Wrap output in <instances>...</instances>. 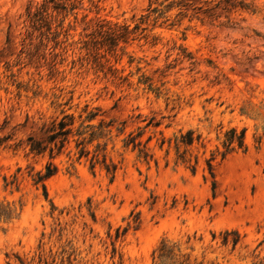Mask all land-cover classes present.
Returning a JSON list of instances; mask_svg holds the SVG:
<instances>
[{
	"label": "rangeland",
	"instance_id": "rangeland-1",
	"mask_svg": "<svg viewBox=\"0 0 264 264\" xmlns=\"http://www.w3.org/2000/svg\"><path fill=\"white\" fill-rule=\"evenodd\" d=\"M43 1L0 0V137L11 136L0 145V200L20 211L0 228V264H18L16 255L28 264L39 256L50 264H159L153 252L163 239L190 264H264V0H243L249 9L225 0H70L77 8L65 18L68 35L57 38L63 14L49 10L50 34L28 21V8ZM150 7L146 31L106 56L118 74L132 73L121 84L96 66L84 41L101 21L133 29ZM141 73L160 95L138 86ZM86 105L100 110L93 125L113 122L100 141L115 177L85 158L74 162L72 143L54 159L59 171L45 198L29 173L48 156H26V139L61 110L78 115ZM234 127L246 129L248 149L222 159ZM189 130L201 137L187 147L195 171L176 159L175 138ZM131 132L151 157L124 146ZM16 173L19 188H6L4 177ZM225 230L240 233L235 248L223 245Z\"/></svg>",
	"mask_w": 264,
	"mask_h": 264
},
{
	"label": "trees",
	"instance_id": "trees-1",
	"mask_svg": "<svg viewBox=\"0 0 264 264\" xmlns=\"http://www.w3.org/2000/svg\"><path fill=\"white\" fill-rule=\"evenodd\" d=\"M225 1L229 3L232 8L249 9V5L243 0H234L231 3L230 0ZM76 8V4L70 0H44L41 6L37 7L34 11L28 8V21L33 29L41 30L45 28L50 34L52 33L51 30L53 15L49 12V10L52 9V11L56 12L58 16L63 14V17L59 20L57 25L60 31L53 32V38L60 36L62 34L61 31H63L67 36L69 28L63 30L65 18ZM148 11L150 12L146 15H142L140 18V23L136 24L133 29H130V26L127 24L108 23L101 21L98 24V29L96 32L88 34V39L84 41L83 48L88 51L87 54L92 57V61L96 64V66L101 70H105L107 67L105 75L108 73L111 74L114 79L120 80L121 84L128 83L132 73L126 76L118 74V71L114 69L112 65H109V60L106 59V56L109 54H115L120 42L127 44L130 41L138 39L139 35L146 31L147 28L141 27V25L149 20L150 13L155 12L156 8L151 9L150 7ZM140 29L142 32L137 34ZM41 35L43 37L45 33L42 32ZM142 37L145 36L143 35ZM41 44L42 43H40V45ZM101 50H103V53H101ZM132 62L133 57L130 56L129 65H131ZM140 70L141 68L137 67V72H140ZM137 84L138 86L143 85L144 90L153 92L157 95L161 94L160 87L156 86L153 79L145 73H141L139 75ZM20 87L21 85L18 86V88ZM71 100L72 98H70L67 103ZM88 108L89 106L86 105L78 115H75V113H69L63 109L61 110L60 115L54 118L51 122L45 123L41 127L39 136L29 135L26 139V156H48V161L46 162L43 170L32 173V169L31 173H29L34 184L42 187L45 198H48L46 183L47 180L55 176L59 171V167L54 162V159L58 156H61L62 154H65L66 150L72 143H74V148L76 150V152L73 154L75 158L72 159L74 162H80L85 158L90 163V169L93 170L96 168V166H101L108 174L111 175V179L115 177L117 165L108 158V143L107 141L103 143L100 141L101 139L106 138L108 136L107 134L112 132L111 127L113 126V122H105L103 119H101L97 125H93L91 122L99 116L100 110L98 108L89 110ZM245 134L246 129H242L240 132H238L237 128L235 127L231 128L225 133V139L223 142L224 151L221 152L222 159H224L236 148H241L244 151L248 149L245 143ZM140 136V134L134 135V133L131 132L123 140V143L125 147L132 146L133 149H138L139 155L147 159L148 157H151V155L146 146L147 142L143 144L142 141L139 140ZM10 138L11 136L0 137V145L6 143L8 140H10ZM200 142V135L195 136L194 132L191 130L185 134L182 133L179 137H176L175 149L177 162L187 164L192 168L193 171H195L198 164V159L195 158V161L193 162V157L188 153L187 147H191L194 143ZM94 143V149H89V146L93 145ZM164 143L165 140L163 139L162 145ZM21 146L22 143L18 142L5 147H12L14 150H17ZM182 147L183 150H181ZM72 151L73 150L70 149L67 152V156L70 158H72ZM215 158L216 156L213 153L212 157L206 160L211 175H213V160ZM20 171L21 168H18L17 173ZM17 173L12 176L11 180H8L6 176L4 177L6 188H19ZM52 209H56L54 205H52ZM19 216L20 211H18V208L14 205V203L0 200L1 229H6V226L12 223ZM133 222H136V219H134ZM129 226L130 224L128 227ZM128 227L125 228L124 231H127ZM119 237L120 231L118 229L116 238ZM213 237L215 238V234H213ZM222 237L223 245L230 243L233 245V248L236 247L241 238L240 233L237 230H225L222 233ZM176 246V243L171 244L167 239H163L153 252V260L158 261L159 264H190L188 261L189 257L186 256V254H182L180 249H176ZM15 258L18 264H28L19 255H16ZM181 258L184 259L181 260ZM42 262L43 264H50L47 259L39 256L37 264H41ZM7 264H11V262L8 261Z\"/></svg>",
	"mask_w": 264,
	"mask_h": 264
}]
</instances>
